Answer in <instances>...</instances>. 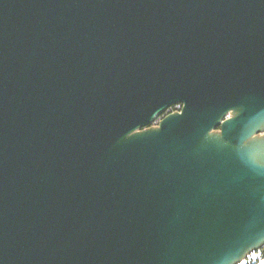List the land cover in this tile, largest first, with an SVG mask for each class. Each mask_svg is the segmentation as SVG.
Returning a JSON list of instances; mask_svg holds the SVG:
<instances>
[{"label":"water","instance_id":"95a60500","mask_svg":"<svg viewBox=\"0 0 264 264\" xmlns=\"http://www.w3.org/2000/svg\"><path fill=\"white\" fill-rule=\"evenodd\" d=\"M263 247L264 0H0V264Z\"/></svg>","mask_w":264,"mask_h":264},{"label":"built area","instance_id":"2783aa9c","mask_svg":"<svg viewBox=\"0 0 264 264\" xmlns=\"http://www.w3.org/2000/svg\"><path fill=\"white\" fill-rule=\"evenodd\" d=\"M261 256H262V253L260 249L256 250L250 253L240 264H258L261 261H263L260 259ZM261 264H264V261Z\"/></svg>","mask_w":264,"mask_h":264},{"label":"flooded vegetation","instance_id":"af4514ba","mask_svg":"<svg viewBox=\"0 0 264 264\" xmlns=\"http://www.w3.org/2000/svg\"><path fill=\"white\" fill-rule=\"evenodd\" d=\"M183 103L182 102H176V103H174V104H172L169 108H171V107H173V109H172V111H170V112H167V110L169 109H167L165 112H163V113H161V114H159L158 116H156V118H155V120H154V122L151 124V125H157L158 123H159V121L163 118V117H165L167 114H169V113H172V112H175V111H181V109L183 108Z\"/></svg>","mask_w":264,"mask_h":264},{"label":"trees","instance_id":"16d2710c","mask_svg":"<svg viewBox=\"0 0 264 264\" xmlns=\"http://www.w3.org/2000/svg\"><path fill=\"white\" fill-rule=\"evenodd\" d=\"M172 109H173V107L169 108V109L167 110V112L172 111ZM165 113H166V112H165ZM260 251H261V253H262V256L260 257V259L264 261V247L261 248ZM260 259H259V260H260ZM263 261H261V262L258 263V264H261Z\"/></svg>","mask_w":264,"mask_h":264}]
</instances>
